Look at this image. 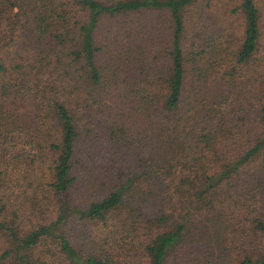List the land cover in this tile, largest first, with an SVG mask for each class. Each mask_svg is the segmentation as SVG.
<instances>
[{
	"label": "trees",
	"instance_id": "obj_1",
	"mask_svg": "<svg viewBox=\"0 0 264 264\" xmlns=\"http://www.w3.org/2000/svg\"><path fill=\"white\" fill-rule=\"evenodd\" d=\"M0 264H264V0H0Z\"/></svg>",
	"mask_w": 264,
	"mask_h": 264
}]
</instances>
